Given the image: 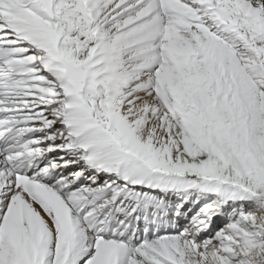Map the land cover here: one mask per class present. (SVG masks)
Wrapping results in <instances>:
<instances>
[{
    "label": "snow or ice",
    "instance_id": "snow-or-ice-1",
    "mask_svg": "<svg viewBox=\"0 0 264 264\" xmlns=\"http://www.w3.org/2000/svg\"><path fill=\"white\" fill-rule=\"evenodd\" d=\"M0 264H264V0H0Z\"/></svg>",
    "mask_w": 264,
    "mask_h": 264
}]
</instances>
